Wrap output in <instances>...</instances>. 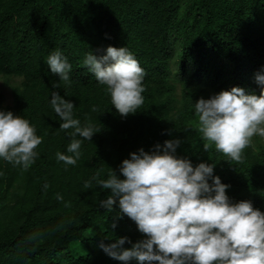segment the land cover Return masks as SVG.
<instances>
[{"label":"trees","instance_id":"1","mask_svg":"<svg viewBox=\"0 0 264 264\" xmlns=\"http://www.w3.org/2000/svg\"><path fill=\"white\" fill-rule=\"evenodd\" d=\"M109 46L127 47L146 72L144 104L127 117L84 65L90 52L106 55ZM55 50L71 65L68 81L46 63ZM258 73L264 0H0V78L21 80L12 105L0 92V111L29 120L43 140L27 170L0 159V264H135L100 247L127 237L122 248L129 249L147 237L118 199L111 211L99 206L111 190L93 177L125 179L120 167L131 153L151 154L159 144L162 154L168 140L181 141L173 154L194 168L213 165L232 203L251 201L264 212V146L252 143L240 163L214 145L205 151L194 106L209 91L260 95ZM53 92L74 104L81 127L100 130L92 140L60 129ZM74 138L82 141L77 163L58 161V152L73 155Z\"/></svg>","mask_w":264,"mask_h":264},{"label":"clouds","instance_id":"2","mask_svg":"<svg viewBox=\"0 0 264 264\" xmlns=\"http://www.w3.org/2000/svg\"><path fill=\"white\" fill-rule=\"evenodd\" d=\"M46 63L63 81L69 80L71 65L60 50L52 52ZM84 65L106 86L121 116L135 114L142 107L146 72L127 47L109 46L106 55L99 57L90 52ZM256 80L264 85V74L258 73ZM51 104L63 121L60 129H74L73 137L92 140L100 132L91 122L81 127L80 120L73 118L74 104L58 92H53ZM194 106L199 131L207 141L205 151L214 145L231 161L240 163L253 137H264V90L255 95L233 87L210 99L201 98ZM92 110L97 109L94 106ZM42 142L29 120L0 111V159L27 170ZM180 143L179 139L165 141L162 154L159 144L151 154L143 148L131 153L120 167L125 179H119L115 172L107 180L98 179L99 173L93 177L111 190L99 206L111 211L118 199L121 213L147 237L131 249L122 248L127 237L100 247L114 259H136L140 264H264V212L251 201L232 203L226 194L229 185L213 176V165L200 163L194 168L190 160L177 158L173 153ZM81 144V140L72 139L67 151L73 155L58 152L57 160L75 165ZM84 187H91V181ZM57 199L63 198L57 194Z\"/></svg>","mask_w":264,"mask_h":264},{"label":"rangeland","instance_id":"3","mask_svg":"<svg viewBox=\"0 0 264 264\" xmlns=\"http://www.w3.org/2000/svg\"><path fill=\"white\" fill-rule=\"evenodd\" d=\"M174 71L176 70V66L173 65ZM21 82L20 79H9V83H6V80L0 78V92L5 95V104L12 105L13 104V95H12V87L19 84ZM211 96L216 95L215 92L209 91ZM204 99H209V97L204 96ZM253 145L254 146H264V137H260L259 135L253 137ZM73 249L76 248V245L72 247ZM132 248V247H131ZM129 248V249H131ZM135 264H140V262L136 259H132Z\"/></svg>","mask_w":264,"mask_h":264}]
</instances>
